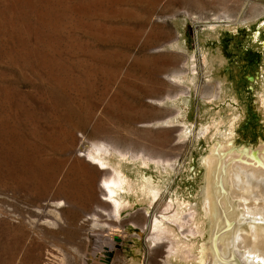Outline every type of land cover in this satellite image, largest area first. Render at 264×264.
Returning a JSON list of instances; mask_svg holds the SVG:
<instances>
[{
    "label": "rangeland",
    "instance_id": "374dc122",
    "mask_svg": "<svg viewBox=\"0 0 264 264\" xmlns=\"http://www.w3.org/2000/svg\"><path fill=\"white\" fill-rule=\"evenodd\" d=\"M262 96L264 0H0V264L91 259L87 236L110 219L86 222L77 161L100 166L68 146L94 144L109 150L107 171L117 161L135 181L139 169L158 195L128 196L112 257L88 262L185 264L153 225L181 202L186 221L201 218L202 162L216 143L264 148ZM174 224L197 255L206 233Z\"/></svg>",
    "mask_w": 264,
    "mask_h": 264
},
{
    "label": "bare ground",
    "instance_id": "6f19581e",
    "mask_svg": "<svg viewBox=\"0 0 264 264\" xmlns=\"http://www.w3.org/2000/svg\"><path fill=\"white\" fill-rule=\"evenodd\" d=\"M250 7L254 8L253 5ZM252 19L233 23L226 21L222 25L243 24ZM208 26L211 27L212 24ZM260 100L264 110V96ZM214 122L212 120L211 124ZM221 123L225 122L221 121L219 126ZM225 126H221L222 129L221 127L215 129L216 136L221 139L230 135V131L225 129ZM68 147H70L69 154L75 160L79 159L76 153H86L84 158L97 161L100 166L99 168L89 165L83 159L77 161L80 163L77 171L83 177L86 192L84 194L90 204L88 215L94 218L86 222L96 223L105 217L110 219L107 228H100L98 233L89 232L87 236L89 246L98 247L91 254H86L91 259H85V263L90 264L89 260L93 263L94 259L100 261L104 256L112 257L115 245L121 237L118 230H113L115 225L113 219L119 217L121 210L131 208L134 201L152 204L158 191L154 189L149 178H143L137 168L135 181L119 169L117 161L109 162L112 172L107 171L106 160L109 157V150L104 146L94 144L89 149L79 146L75 149V146L71 145ZM118 155L124 156L120 153ZM202 163L205 176L199 200L202 208L201 218L199 215L198 220L195 219L197 214L195 210V216L194 213L188 214L191 222L186 221L182 217L186 213V204L181 202L174 213L168 216L164 214L162 219L156 220L154 229L159 230V236L167 233L175 239L172 258L185 264H264V148L257 151L244 149L239 151L234 148L232 142H218L209 150L207 158ZM99 183L108 189V194L103 189L99 191V185L97 186ZM97 195H101L103 200L97 198ZM130 195L133 196V202L127 199ZM107 201L112 202V205ZM93 208L101 210L106 215L95 213ZM168 208L169 206L165 211ZM188 209L191 207L188 206ZM145 220L143 215H138L133 222H145ZM174 223L180 224V230L190 226L189 230L194 227L199 235L203 236L204 232L206 233L207 237L199 246L197 255L193 252L189 240L180 241L179 237L175 236L177 233ZM203 224L205 228L207 225L205 230L200 229ZM180 234L182 235L183 232ZM97 252H100L98 256Z\"/></svg>",
    "mask_w": 264,
    "mask_h": 264
},
{
    "label": "water",
    "instance_id": "95a60500",
    "mask_svg": "<svg viewBox=\"0 0 264 264\" xmlns=\"http://www.w3.org/2000/svg\"><path fill=\"white\" fill-rule=\"evenodd\" d=\"M108 256V258H111V255H107ZM109 260V259H108Z\"/></svg>",
    "mask_w": 264,
    "mask_h": 264
}]
</instances>
